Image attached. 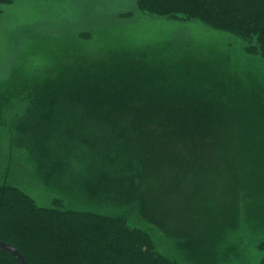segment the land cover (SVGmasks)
<instances>
[{
    "label": "rangeland",
    "instance_id": "rangeland-1",
    "mask_svg": "<svg viewBox=\"0 0 264 264\" xmlns=\"http://www.w3.org/2000/svg\"><path fill=\"white\" fill-rule=\"evenodd\" d=\"M1 10L0 183L127 215L178 264L260 263L264 58L133 0Z\"/></svg>",
    "mask_w": 264,
    "mask_h": 264
},
{
    "label": "trees",
    "instance_id": "trees-1",
    "mask_svg": "<svg viewBox=\"0 0 264 264\" xmlns=\"http://www.w3.org/2000/svg\"><path fill=\"white\" fill-rule=\"evenodd\" d=\"M14 1L0 0V14ZM133 1L139 11L165 20L198 21L231 33L246 43L248 54L264 58V0ZM54 203L43 207L19 187L0 183V240L18 249L28 264H178L127 215L76 212L60 199ZM258 246L264 251V240ZM0 264L20 261L0 250Z\"/></svg>",
    "mask_w": 264,
    "mask_h": 264
},
{
    "label": "water",
    "instance_id": "water-1",
    "mask_svg": "<svg viewBox=\"0 0 264 264\" xmlns=\"http://www.w3.org/2000/svg\"><path fill=\"white\" fill-rule=\"evenodd\" d=\"M0 250L3 252H8L16 257L20 261V264H28L26 258L10 243L0 240Z\"/></svg>",
    "mask_w": 264,
    "mask_h": 264
},
{
    "label": "crops",
    "instance_id": "crops-1",
    "mask_svg": "<svg viewBox=\"0 0 264 264\" xmlns=\"http://www.w3.org/2000/svg\"><path fill=\"white\" fill-rule=\"evenodd\" d=\"M170 22H173V21H170ZM176 22V21H175Z\"/></svg>",
    "mask_w": 264,
    "mask_h": 264
}]
</instances>
